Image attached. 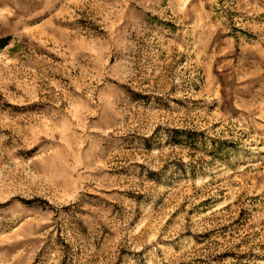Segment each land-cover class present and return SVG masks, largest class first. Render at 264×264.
<instances>
[{"label": "rangeland", "instance_id": "rangeland-1", "mask_svg": "<svg viewBox=\"0 0 264 264\" xmlns=\"http://www.w3.org/2000/svg\"><path fill=\"white\" fill-rule=\"evenodd\" d=\"M0 264H264V0H0Z\"/></svg>", "mask_w": 264, "mask_h": 264}]
</instances>
